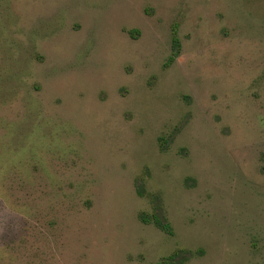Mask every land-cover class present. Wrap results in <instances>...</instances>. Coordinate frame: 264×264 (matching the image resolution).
<instances>
[{
  "label": "rangeland",
  "instance_id": "rangeland-1",
  "mask_svg": "<svg viewBox=\"0 0 264 264\" xmlns=\"http://www.w3.org/2000/svg\"><path fill=\"white\" fill-rule=\"evenodd\" d=\"M0 264H264V0H0Z\"/></svg>",
  "mask_w": 264,
  "mask_h": 264
},
{
  "label": "trees",
  "instance_id": "trees-1",
  "mask_svg": "<svg viewBox=\"0 0 264 264\" xmlns=\"http://www.w3.org/2000/svg\"><path fill=\"white\" fill-rule=\"evenodd\" d=\"M173 46H174L175 51L173 50V53L169 57V62H173L176 59V56L178 55L179 46H180L179 38L177 36L176 30H174L173 32ZM140 220L143 221L144 223H153L168 234L173 233L171 224L168 221L161 219L156 214L152 217H149L147 214H141Z\"/></svg>",
  "mask_w": 264,
  "mask_h": 264
}]
</instances>
